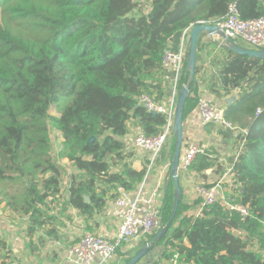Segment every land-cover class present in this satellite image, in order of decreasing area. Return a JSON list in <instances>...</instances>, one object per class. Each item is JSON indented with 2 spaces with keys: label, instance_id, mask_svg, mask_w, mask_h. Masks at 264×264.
Returning <instances> with one entry per match:
<instances>
[{
  "label": "trees",
  "instance_id": "1",
  "mask_svg": "<svg viewBox=\"0 0 264 264\" xmlns=\"http://www.w3.org/2000/svg\"><path fill=\"white\" fill-rule=\"evenodd\" d=\"M233 1L243 19L264 15L263 0H0V180L19 181L22 213L30 212L42 226L41 205L61 195L63 159L79 172L71 177L69 203L82 214L101 210L108 190L135 189L146 166L136 170L123 162L121 138L131 124L155 135L166 123L164 114L139 105L138 96L155 94L157 80L164 77L165 50L179 47L184 30L221 21ZM186 66L187 58L181 87L188 80ZM197 87L195 75L184 118L197 105ZM212 88L221 98L238 91L225 115L247 129L233 172L236 199L251 215L243 220L215 203L197 218L180 219L186 209L181 197L170 228L153 247L166 239L183 263L264 264V59L228 51ZM52 129L61 133L57 155ZM171 138L170 157L176 136ZM211 165L201 155L198 169ZM170 177L162 227L149 241L172 216L176 190ZM17 203L15 196L7 202L11 207Z\"/></svg>",
  "mask_w": 264,
  "mask_h": 264
},
{
  "label": "crops",
  "instance_id": "2",
  "mask_svg": "<svg viewBox=\"0 0 264 264\" xmlns=\"http://www.w3.org/2000/svg\"><path fill=\"white\" fill-rule=\"evenodd\" d=\"M191 29L192 27L189 28L190 32ZM198 40V61L196 65L198 67V72L196 73L197 96H205L222 107L225 112L226 107L237 99L238 91L221 98L215 94L213 91L215 87L212 88V85L217 82L221 65L225 61L230 49L224 46L219 36L210 37L207 32L202 33ZM232 40L243 48H254L241 39ZM187 45L189 47L188 42ZM171 94V83L164 77L159 81L157 80V87L153 96L158 100L166 101ZM231 98H233V102L229 104V99ZM165 117L167 123V116L165 115ZM242 130L239 132L238 130L226 128L221 124L204 123L196 106L184 118V135L180 160L183 159L186 150L192 144L201 147L204 151L195 156L188 169L180 167L179 180L183 190L182 203L186 206L180 219L182 217L197 218L203 215L200 198L196 189L197 185L201 183L208 186L219 184L222 192L219 201L225 198L228 201L238 202L236 198H238L239 189L233 172V164L241 151L240 136ZM140 131L142 130L138 126L131 124L130 132L121 138L124 142V154L127 155L123 162L129 161L136 170H141L146 166L144 179L137 184L135 189L130 191V195L133 198H138L139 203L143 206L149 205L161 208L165 192L168 188L167 183L170 182L171 178L170 169L173 155L170 157V143L164 149L166 156L162 155V151L156 163L147 172L150 155L137 148L134 143V138ZM203 154L208 156L212 165L204 170H199L198 160ZM70 163L73 164L72 162ZM73 167V174H78L79 172L74 165ZM61 172V195H51L47 199V204L41 205V227H38L37 222L34 220L35 217L31 218L32 214L30 212L26 214L22 213L23 211L20 206L23 203L24 197L15 196L11 192L1 194L0 191V263L5 261L6 264H78L70 256L69 249L85 233L91 232L109 238L117 234L122 223V218L115 200L120 195L119 187L122 186H117L113 191L108 190L105 205L101 210L95 209L91 214H82L80 209L69 203V188L73 174L66 176L62 170V166ZM227 195H230L231 198H227ZM13 196L18 199L15 207L7 204L9 198ZM220 204L223 205V203ZM223 207L226 209L224 205ZM179 220L174 227L179 225ZM30 228H34L32 233L30 232ZM152 235L137 236L119 247L109 261L102 263L100 260L95 259L94 263L127 264L131 257L144 244L149 242V238ZM165 241L166 239L163 238L160 242L156 243L147 254L148 257L142 258L137 264H151L156 261L167 260L170 256L167 257L165 253L168 254L175 251L172 244H166ZM184 243L188 244L187 240ZM262 254H264V250ZM178 264L194 263H183L182 257L179 255Z\"/></svg>",
  "mask_w": 264,
  "mask_h": 264
},
{
  "label": "built area",
  "instance_id": "3",
  "mask_svg": "<svg viewBox=\"0 0 264 264\" xmlns=\"http://www.w3.org/2000/svg\"><path fill=\"white\" fill-rule=\"evenodd\" d=\"M215 24L231 39L238 38L256 49H264V15L257 18L243 19L237 2L233 1L228 7L227 15ZM189 34V28L185 29L179 47L176 50L171 48V46L167 47L163 56V76L171 83L172 94L166 101L158 100L155 96L147 93H142L138 96L139 105H142L146 110L167 116V123L162 131L155 135H147L143 131H140L134 138L135 146L150 155L147 172L156 163L167 142L173 135V121L181 80L185 71ZM197 98L196 107L204 123H216L232 130L237 129L234 122L225 116L222 107L205 96L200 95ZM242 133L246 135L247 130H242ZM243 144L244 139L241 141V147ZM203 151L201 147L192 144L186 150L183 159H181L180 167L188 169L195 156ZM196 189L200 198L201 212L203 213L209 210L215 203L220 202L228 210L238 212L243 220L251 215L250 208L241 202H232L225 198L219 201L222 196L219 184L208 186L201 183L197 185ZM119 191L120 195L115 201L122 218V223L117 234L109 238L91 232L85 233L69 249L70 256L78 264H95V259L100 260L102 263L107 262L124 243L129 242L137 236L152 235L162 227L161 208L141 205L139 199L133 198L130 195V191H127L123 187H119ZM262 226L264 230V220H262ZM178 258L179 254L173 252L172 256L167 260L156 261L151 264H178Z\"/></svg>",
  "mask_w": 264,
  "mask_h": 264
},
{
  "label": "water",
  "instance_id": "4",
  "mask_svg": "<svg viewBox=\"0 0 264 264\" xmlns=\"http://www.w3.org/2000/svg\"><path fill=\"white\" fill-rule=\"evenodd\" d=\"M204 32H207L210 37H214L215 35L219 36V38L223 41L222 43L224 46L234 52L243 54V55H250L255 56L261 59H264V49H256V48H243L239 46L235 41H233L230 37L226 36L221 28L214 23H199L192 27L190 35H189V47H188V57H187V66L186 72L188 73V80L185 84L180 87L179 95H178V102L176 107V114H175V121H174V135L176 136V146L175 151L173 154L172 165L170 169V175L173 177L174 184L176 187L175 193V202L174 208L172 212V216L167 223L154 237L152 240L144 244L136 254L131 257L127 264H137L153 249V243L156 239L162 238L165 233L170 228L176 213L178 211L179 202L182 197V188L180 186L179 180V170H180V156L182 152V145H183V122H184V109L186 100L190 94V84L193 80H195L196 75V63H197V55H198V39L200 35ZM233 102V98L229 99V104ZM156 114V112H152ZM95 138L92 137L90 139V143ZM86 200L90 202V198L85 196Z\"/></svg>",
  "mask_w": 264,
  "mask_h": 264
},
{
  "label": "rangeland",
  "instance_id": "5",
  "mask_svg": "<svg viewBox=\"0 0 264 264\" xmlns=\"http://www.w3.org/2000/svg\"><path fill=\"white\" fill-rule=\"evenodd\" d=\"M0 18H1V10H0ZM1 42V41H0ZM4 53V49L3 47L0 45V69H1V60H2V54ZM53 114H58V111L55 110L53 108L52 110ZM236 125V124H235ZM237 129L239 132L243 129L241 126L236 125ZM232 133V132H231ZM61 133L60 132H56V130L52 129V136H53V147L55 149V154L57 155V151L59 150V147H61ZM59 164L62 166V170L64 172V174L66 176H71V174H73V164H71L70 162H68L67 160H60ZM77 176V173L75 174ZM19 182V181H18ZM18 182H12V181H2L0 180V191L1 194L7 193V192H11L13 195L18 196L19 194L22 196L23 195V188L21 187V185ZM3 187L5 188V190L3 189ZM227 198H231L230 195L226 196ZM148 255H145L143 259L147 258Z\"/></svg>",
  "mask_w": 264,
  "mask_h": 264
}]
</instances>
